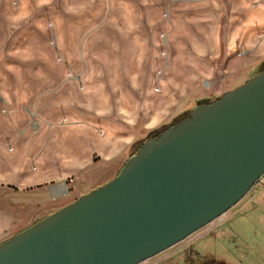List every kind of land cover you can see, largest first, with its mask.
<instances>
[{"label":"rangeland","instance_id":"1","mask_svg":"<svg viewBox=\"0 0 264 264\" xmlns=\"http://www.w3.org/2000/svg\"><path fill=\"white\" fill-rule=\"evenodd\" d=\"M260 2L52 0L37 7L36 0H0V207L8 203L3 192L13 187L48 190L50 183H17L35 173L34 154L30 162L23 161V143L40 129L46 134L50 121L79 124L100 107L120 104L166 112L187 100L167 125L131 145L129 153H135L146 139L192 111V90L220 87L223 80L243 82L259 73L264 69V29L255 31L257 22H252L242 32L252 33L245 38L241 28L246 20L242 12L256 17ZM69 5L78 11L68 13ZM10 14L21 17L18 25L9 22ZM62 133L56 129L52 136ZM8 216L0 218V228L11 220ZM261 224L264 219L238 213L220 226L218 231L230 230L236 237L225 242L233 252L228 258L243 259L242 240H250ZM193 246L194 262H187L181 249L161 264H202V257L216 249L207 239ZM167 250L139 264H149Z\"/></svg>","mask_w":264,"mask_h":264},{"label":"water","instance_id":"2","mask_svg":"<svg viewBox=\"0 0 264 264\" xmlns=\"http://www.w3.org/2000/svg\"><path fill=\"white\" fill-rule=\"evenodd\" d=\"M264 173V69L146 139L104 184L0 243V264H139Z\"/></svg>","mask_w":264,"mask_h":264},{"label":"crops","instance_id":"3","mask_svg":"<svg viewBox=\"0 0 264 264\" xmlns=\"http://www.w3.org/2000/svg\"><path fill=\"white\" fill-rule=\"evenodd\" d=\"M259 5V13L256 17L251 18L246 12H242L246 20L241 28V35L245 38L252 33L244 35L242 32L252 22H257L255 31L264 29V0H261ZM203 74L206 75L205 72ZM247 80L243 82H236L235 79L223 80L220 87H197L192 90V97H196L193 108L199 102L214 101L226 91L236 88ZM187 103L186 100L176 108L167 107L166 112H156L153 106L150 111V105H146L143 110L138 105L104 106L92 114L87 121L79 124L73 122L58 124L54 120L50 121V126L45 131L46 134L40 129V133L34 136L32 141L23 143L22 152L24 150L27 152L26 156L24 153L23 161L30 162L34 154L35 173L27 174L28 177L22 178L17 183L21 186L35 182L50 183L47 186L48 190L44 187L37 190L13 187L3 192L5 196L2 197L8 203L0 207V218L2 220L10 218L8 216L10 214L12 218L2 223L0 242L113 178L133 154L129 153L131 145L143 139L148 133L167 125L186 107ZM140 112H142V117L139 116ZM43 117L49 118L46 115ZM135 123L138 128H134ZM56 129L60 132L62 130L63 136H52ZM238 213L262 222L264 219V189L251 188L249 193L233 206L232 212L229 214L225 212L221 216L222 223H219L218 219L214 220L197 230L194 238L180 246L174 245L168 248L164 254L150 261L149 264H161L166 260L168 263L171 255L181 249L184 251L183 258L189 260L187 262H194L196 258L193 256V250L196 249L193 245L196 241L203 239L213 243L216 249L211 253L212 256L202 257L204 260L202 264H264V224L260 225L261 229L256 228L253 231L254 234L250 240H242L243 259H239V263L228 258V255L233 252L225 242L228 237H233L235 242L236 237L232 236L233 231L218 230L226 220ZM189 246H192V253L185 251ZM223 250L227 255L221 253Z\"/></svg>","mask_w":264,"mask_h":264},{"label":"clouds","instance_id":"4","mask_svg":"<svg viewBox=\"0 0 264 264\" xmlns=\"http://www.w3.org/2000/svg\"><path fill=\"white\" fill-rule=\"evenodd\" d=\"M51 3H52V0H36L37 7H42L44 5L51 4ZM65 10L70 14H74L75 12L78 11V9L72 5H69ZM7 19L14 26L18 25L19 22L21 21V17L16 16V15H11V14L7 17Z\"/></svg>","mask_w":264,"mask_h":264},{"label":"built area","instance_id":"5","mask_svg":"<svg viewBox=\"0 0 264 264\" xmlns=\"http://www.w3.org/2000/svg\"><path fill=\"white\" fill-rule=\"evenodd\" d=\"M253 187L259 188L260 190L264 189V173L256 180V182L253 185ZM221 216L219 218H217L219 223L223 222Z\"/></svg>","mask_w":264,"mask_h":264},{"label":"flooded vegetation","instance_id":"6","mask_svg":"<svg viewBox=\"0 0 264 264\" xmlns=\"http://www.w3.org/2000/svg\"><path fill=\"white\" fill-rule=\"evenodd\" d=\"M191 247H192V246L187 247V249H186L185 251H186V252H189V253H190V252L192 253V249H191Z\"/></svg>","mask_w":264,"mask_h":264},{"label":"trees","instance_id":"7","mask_svg":"<svg viewBox=\"0 0 264 264\" xmlns=\"http://www.w3.org/2000/svg\"><path fill=\"white\" fill-rule=\"evenodd\" d=\"M158 134V133H157ZM157 134H154L153 136H156Z\"/></svg>","mask_w":264,"mask_h":264}]
</instances>
